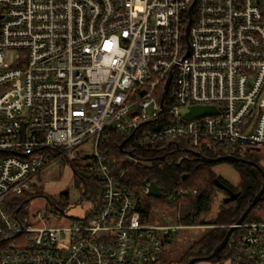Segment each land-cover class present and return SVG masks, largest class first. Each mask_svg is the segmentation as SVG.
<instances>
[{
  "label": "built area",
  "instance_id": "obj_1",
  "mask_svg": "<svg viewBox=\"0 0 264 264\" xmlns=\"http://www.w3.org/2000/svg\"><path fill=\"white\" fill-rule=\"evenodd\" d=\"M195 106L217 112L187 120ZM111 129L191 155L264 149V0H0V264H160L191 228L142 220L98 150ZM91 141V212L32 224L38 174ZM226 248L217 264H264V222Z\"/></svg>",
  "mask_w": 264,
  "mask_h": 264
},
{
  "label": "trees",
  "instance_id": "obj_2",
  "mask_svg": "<svg viewBox=\"0 0 264 264\" xmlns=\"http://www.w3.org/2000/svg\"><path fill=\"white\" fill-rule=\"evenodd\" d=\"M124 147L121 148L122 144ZM98 150L106 160L110 167L111 174H114L123 184H126L132 192L138 193L137 209L142 215V220L149 219V213L157 210L160 203L164 206L179 207L181 217L178 222L186 227H194L199 225H209L212 229L207 233L198 243L194 244L189 252L183 256L181 261L166 263L164 258L168 252V245L170 241L167 240L164 245L163 254L160 264H188V262L195 257H207L214 253L216 248L225 239L228 228L225 225H234L242 217L246 209L252 203V200L257 196L264 184V169L263 173L258 169L241 163H229L240 175V184L234 186L227 182L222 176L216 174L213 168L217 164L197 163L195 160L182 161L178 165V161L183 158V153L175 149L173 146L166 150H158V148H145L142 146V138L139 131L131 135L116 130H108L104 133L100 140ZM175 151L174 163H168L160 160L165 153ZM250 151V150H247ZM203 156L210 159H218L219 156H227L225 150L218 152H202ZM241 158V154H233ZM131 155V156H130ZM191 159L193 156L189 155ZM90 157L81 159L85 163V172L89 173ZM247 161L255 159L247 154ZM151 162V164H147ZM258 161H256L257 163ZM71 166L75 172L77 181L83 183L85 191L90 193L94 188L93 183L88 178L82 179L79 177L78 166L73 162ZM187 174L186 179H182ZM151 179L156 182L163 190V197H146L143 183ZM219 179L223 184L229 187L234 192H240V198L230 204L221 202L218 213L211 221H204L203 216L209 212L211 204L214 199V194L219 190L214 180ZM185 190L189 191L187 194H177ZM176 195V199L172 197ZM40 195L34 193L27 194L21 198L22 202L27 199H35ZM95 196V194H94ZM60 201L55 203L51 199L49 202L65 210L69 202V194L65 193L60 197ZM55 209V208H54ZM247 223L264 222V197L262 201L252 209L248 217ZM227 248L222 252L219 260L215 259L213 263H221L226 258Z\"/></svg>",
  "mask_w": 264,
  "mask_h": 264
},
{
  "label": "rangeland",
  "instance_id": "obj_3",
  "mask_svg": "<svg viewBox=\"0 0 264 264\" xmlns=\"http://www.w3.org/2000/svg\"><path fill=\"white\" fill-rule=\"evenodd\" d=\"M93 149L92 141L86 143L79 147L75 152L70 153L67 157L52 162L41 171L40 174H38L31 193L40 196L32 200L27 199L29 202L24 209L25 215L32 224L39 225V222L35 220V217L40 216L46 221V223L52 226H66L70 225L76 219H84L87 214L91 212L95 196L91 193H85L86 191L83 183L77 181L75 178V172L71 163L73 162L78 166L80 173L79 177L82 179H85V177L88 178L84 168L85 163L81 162L79 157L80 155L87 156L92 154ZM247 154L255 159V162L253 160L254 163L258 161L256 164L259 165L262 170L264 169V149L261 151H247V149H244L241 153L242 159H246ZM213 171L234 186L240 184L239 173L229 163H219L213 168ZM65 193L69 194L70 197L66 208V215L58 218L57 215H55L56 213L53 214L55 210L51 203L59 202L61 200L60 197ZM134 194L135 197L138 198V193L135 192ZM214 196L209 212L202 217L206 222L211 221L216 217L219 206L225 197L220 190H217ZM49 199L53 202H49ZM160 204L161 205L157 210H153L149 213V219H145V223L155 226L181 225L178 222L181 217L179 207L164 206L162 203ZM231 226L233 225H225L224 228L229 229ZM211 229L212 227L209 225H199L177 231L170 240L168 252L164 261L166 263L181 261L183 256L189 252L192 246L198 243ZM205 263L211 264L209 262Z\"/></svg>",
  "mask_w": 264,
  "mask_h": 264
},
{
  "label": "water",
  "instance_id": "obj_4",
  "mask_svg": "<svg viewBox=\"0 0 264 264\" xmlns=\"http://www.w3.org/2000/svg\"><path fill=\"white\" fill-rule=\"evenodd\" d=\"M168 90V86L166 88ZM217 112L215 107H201V106H195V107H191L189 112L186 114L185 118L187 120H194V119H198L202 116H207V115H214ZM126 142H124L121 146V148L124 147ZM193 156H195L196 161L201 160L204 164H219V163H241V164H246L249 166H252L254 168H257L259 171H261L263 173L262 168L257 165L254 162H249V161H245L243 159H237L234 157H220L218 159H203L202 156L199 153H195L192 152ZM131 156V155H130ZM264 174V173H263ZM214 183L216 185V187L222 191H224L228 197H226L223 201L225 204H230L232 202L237 201L241 194L240 192H234L233 190H231L229 187H227L225 184H223L219 179H215ZM143 187L146 190V196L147 197H155V198H161L163 197V190L162 188L154 181H152L151 179H147L144 183H143ZM264 197V184L262 189L260 190V192L257 194V196L252 200V203L250 204V206L246 209V211L244 212V214L242 215V217L237 221V223L233 226H231L227 232V235L225 237V239L223 240V242L216 248V250L214 251L213 254H211L210 256L207 257H195L192 258L188 264H197L199 262H212L213 260L217 259L219 260L221 258V254L222 252L226 249L229 240L231 238V236L233 235V233L236 231V229L238 228L239 225L243 224L246 221V218L248 217V215L250 214V212L252 211V209L254 207H256L263 199ZM51 205L59 212L64 213V210L59 209L58 207H56L55 205H53L51 203Z\"/></svg>",
  "mask_w": 264,
  "mask_h": 264
},
{
  "label": "flooded vegetation",
  "instance_id": "obj_5",
  "mask_svg": "<svg viewBox=\"0 0 264 264\" xmlns=\"http://www.w3.org/2000/svg\"><path fill=\"white\" fill-rule=\"evenodd\" d=\"M178 151H180V152H182L183 153V158L182 159H180L179 161H178V165H180V163L182 162V161H185V160H187V161H191V160H195L196 161V158H195V156H193V159H191L190 158V154L191 153H189V151L187 150V149H178ZM174 154H175V151L173 150V152H171V153H165L162 157H160V160L161 161H164V162H168V163H174L175 162V157H174ZM202 158L203 159H210L209 157H206V156H202ZM244 160V159H243ZM245 161H247V160H245ZM197 163L199 162V163H203L201 160H199V161H196ZM249 162H252V161H249ZM147 164H151V162H148ZM187 178V174H185L184 176H183V178L182 179H186ZM220 190V189H219ZM224 195H225V197H224V199L226 198V197H228V195L224 192V191H222V190H220ZM145 193H146V190H145ZM29 202V201H28ZM28 202H25L24 203V205H23V207L25 208V206L28 204Z\"/></svg>",
  "mask_w": 264,
  "mask_h": 264
},
{
  "label": "crops",
  "instance_id": "obj_6",
  "mask_svg": "<svg viewBox=\"0 0 264 264\" xmlns=\"http://www.w3.org/2000/svg\"><path fill=\"white\" fill-rule=\"evenodd\" d=\"M209 263H211V264H217V263H213V262H209ZM198 264H207V263H203V262H201V263H198ZM224 264H227V263H224Z\"/></svg>",
  "mask_w": 264,
  "mask_h": 264
}]
</instances>
